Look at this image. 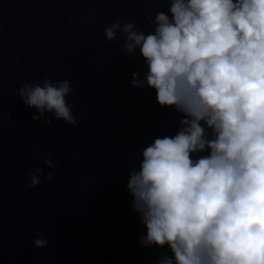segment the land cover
<instances>
[{
  "label": "water",
  "instance_id": "95a60500",
  "mask_svg": "<svg viewBox=\"0 0 264 264\" xmlns=\"http://www.w3.org/2000/svg\"><path fill=\"white\" fill-rule=\"evenodd\" d=\"M168 8L167 0H0V264H158L171 254L141 245L147 230L127 183L142 150L174 136L183 114L162 107L153 88L132 86L133 72L145 76L144 58L124 54L123 34L108 42L104 33L124 18L147 34L148 13ZM45 77L71 82L77 125L32 120L39 113L19 89ZM37 166L53 180L41 176L32 188L26 173ZM37 229L45 248L33 243Z\"/></svg>",
  "mask_w": 264,
  "mask_h": 264
},
{
  "label": "clouds",
  "instance_id": "9594fccd",
  "mask_svg": "<svg viewBox=\"0 0 264 264\" xmlns=\"http://www.w3.org/2000/svg\"><path fill=\"white\" fill-rule=\"evenodd\" d=\"M167 3V12L148 13L152 32L124 18L104 29L108 42L123 34L126 56L139 49L145 60L132 86L153 88L162 107L183 114L176 134L155 138L130 173L132 207L147 230L140 243L170 248L158 264H264V0ZM72 92L69 80L45 77L23 83L19 97L38 111L33 121L75 126ZM44 164L58 166L51 153ZM41 176L53 180L37 166L28 186ZM33 243L49 241L37 229Z\"/></svg>",
  "mask_w": 264,
  "mask_h": 264
}]
</instances>
